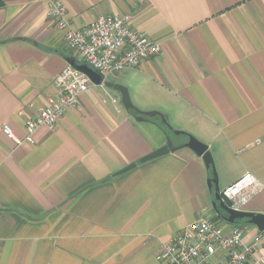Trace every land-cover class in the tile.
<instances>
[{"label":"crops","instance_id":"crops-1","mask_svg":"<svg viewBox=\"0 0 264 264\" xmlns=\"http://www.w3.org/2000/svg\"><path fill=\"white\" fill-rule=\"evenodd\" d=\"M62 1L77 27L118 15L161 43L111 82L186 140L157 117L137 120L105 84L90 86L55 128L40 127L34 143L8 138L5 124L26 137L77 53L45 0H2L0 264H167L156 259L162 242L214 199L213 170L190 148L141 161L169 136L173 146L189 135L208 145L221 190L253 173L263 186L242 210L264 213V0ZM241 222L246 245L261 235L250 264H264V231Z\"/></svg>","mask_w":264,"mask_h":264},{"label":"built area","instance_id":"built-area-1","mask_svg":"<svg viewBox=\"0 0 264 264\" xmlns=\"http://www.w3.org/2000/svg\"><path fill=\"white\" fill-rule=\"evenodd\" d=\"M45 6L53 24L64 31L69 48L76 51L75 58L99 72L104 81L161 52L160 42L139 33L125 17L100 16L77 27L62 0H45ZM55 83L58 95L49 98L42 112L27 121L26 137L19 138L5 124L3 132L8 138L18 145L34 143V134L40 127L55 128L65 111L78 107L81 95L94 85L87 74L71 64L56 77ZM262 186L253 173L247 172L221 193L231 207L242 210ZM243 235L244 230L239 227L229 229L215 219L200 217L162 242L156 259L167 264H250L254 244L261 240V235L254 238L251 246L245 244Z\"/></svg>","mask_w":264,"mask_h":264},{"label":"water","instance_id":"water-1","mask_svg":"<svg viewBox=\"0 0 264 264\" xmlns=\"http://www.w3.org/2000/svg\"><path fill=\"white\" fill-rule=\"evenodd\" d=\"M70 64L76 68L77 70L87 74L91 81L97 85H103L105 84L107 87L119 92L121 94V100L122 104L125 107V109L129 112H134V116L137 120L143 121L147 118H154L159 117L161 121L165 124H168V118L161 112L153 110V111H142L139 108L135 106V104L132 101L130 91L127 86L119 83H114L111 81H104L103 76L91 68L89 65L85 63H81L75 58H72L70 60ZM176 134H185L184 131L176 130ZM181 147H188L191 150H193L198 156L202 157L206 166L208 168H212L213 170V176L208 179V186L209 189L214 192V199H213V208L217 212V214L223 219L224 221H227L232 224H238L240 223L242 219H248V222L251 224H254L258 227L260 231H264V213H254L246 210H237L231 207L223 198L221 193V188L219 186V178L217 169L215 166L214 158L209 150L208 145L203 143L201 140H199L197 137L189 135V139L187 143H185L182 146H173V142L171 137H168L167 144L158 148L157 150L153 151L141 161H147L165 154H168L170 152H175L179 150ZM136 164L133 163L126 167L123 171H127L134 167ZM225 213H223V211Z\"/></svg>","mask_w":264,"mask_h":264},{"label":"rangeland","instance_id":"rangeland-1","mask_svg":"<svg viewBox=\"0 0 264 264\" xmlns=\"http://www.w3.org/2000/svg\"><path fill=\"white\" fill-rule=\"evenodd\" d=\"M120 73H118V74H113V75H110V76H108V78H107V81H114L115 80V76L116 75H119ZM159 121L161 120V119H158ZM168 125V131H169V133L174 137L175 135H176V133H175V131H176V129H173V127H172V125H171V123H170V125L169 124H167ZM186 133V132H185ZM186 140V138H185V136H180V138H176V136H175V141H177V142H182V141H185ZM216 168H217V166H216ZM217 172H218V169H217ZM223 190V189H222ZM216 211H215V209L213 208V207H211L210 208V210H208L207 212H205V213H202L201 214V216L200 217H205V218H210V219H215L216 221H218L222 226H226V225H234V226H236V227H239V228H244L245 226H244V224H232V223H229V222H227V221H224L223 219H221L220 218V216H218V217H215V213Z\"/></svg>","mask_w":264,"mask_h":264},{"label":"trees","instance_id":"trees-1","mask_svg":"<svg viewBox=\"0 0 264 264\" xmlns=\"http://www.w3.org/2000/svg\"><path fill=\"white\" fill-rule=\"evenodd\" d=\"M3 5V2H2V0H0V7ZM76 59V58H75ZM77 60V59H76ZM134 113V112H133ZM158 119H159V117H157ZM161 121V120H160ZM160 123V126L161 127H163L164 129H166V130H168V125L167 124H164L162 121L161 122H159ZM227 201V203H229V201L228 200H226ZM230 204V203H229ZM223 211V210H222ZM223 213H225L224 211H223ZM221 218V217H220ZM243 220H245V221H247V219H242V220H240V221H243Z\"/></svg>","mask_w":264,"mask_h":264}]
</instances>
